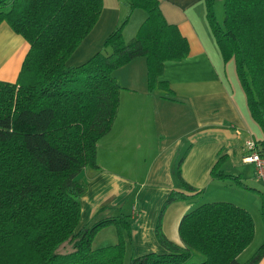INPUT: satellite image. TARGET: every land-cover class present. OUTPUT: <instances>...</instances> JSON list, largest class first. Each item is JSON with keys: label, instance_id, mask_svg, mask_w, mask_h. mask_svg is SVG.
I'll return each mask as SVG.
<instances>
[{"label": "trees", "instance_id": "trees-1", "mask_svg": "<svg viewBox=\"0 0 264 264\" xmlns=\"http://www.w3.org/2000/svg\"><path fill=\"white\" fill-rule=\"evenodd\" d=\"M129 11L105 37L103 46L81 63L70 62L97 23L103 0H0V22L7 20L29 47L14 81L0 79V264H257L264 256V238L245 261L239 255L256 234L252 213L228 200H211L189 208L181 217V242L162 226L166 207L190 199L203 189L182 175L179 158L174 172L181 189L172 188L161 204L154 231L162 246L126 253L132 241L131 214L105 205L91 225L79 227L82 196L87 185L79 178L97 163L98 140L112 127L120 90L114 72L143 56L149 92L175 98L159 79L165 60H181L190 42L179 26L167 21L159 0H125ZM211 31L223 60L234 58L236 71L253 118L264 132V0H224L220 22L214 0H205ZM146 16L128 41L123 28L131 12ZM264 151V137L256 142ZM211 168L214 178H232L254 189L241 173ZM262 216L264 220V203ZM116 224V242L93 247L96 233ZM195 252L204 255L194 258Z\"/></svg>", "mask_w": 264, "mask_h": 264}, {"label": "crops", "instance_id": "crops-1", "mask_svg": "<svg viewBox=\"0 0 264 264\" xmlns=\"http://www.w3.org/2000/svg\"><path fill=\"white\" fill-rule=\"evenodd\" d=\"M159 2L167 21L177 24L190 42V53L181 60H165L158 77L169 82L175 98L163 97L159 89L148 91L147 64L143 56L116 69L114 74L123 86L118 112L111 129L98 140L99 168L83 169L87 189L81 207L82 213L84 209L87 211V217L93 218L105 205L119 206L129 199L135 204L130 218L132 241L128 245L135 254L162 249L154 227L167 194L172 188L181 189L174 175L177 166L174 160L183 138L188 146L181 163L182 175L190 184L206 189L207 185L219 182V178L212 176L211 168L221 155L228 157L222 159L221 168L232 167L243 175L238 167L246 152V141L257 142L264 137L262 127L250 112L234 58L227 63L223 61L209 27L205 0ZM105 8L106 4L95 26L73 53L74 64L83 62L102 48L105 37L119 24L120 7L116 4L107 14ZM144 18L135 25L129 23L123 29L124 38L128 31L132 33L131 39ZM28 47L22 34L11 29L6 21L0 23L2 72L7 73L12 68L15 80ZM186 112L191 119L187 125L183 123L182 133L171 134L169 126L178 123L180 113ZM133 155H137V161L140 158L144 161L141 175L133 173L140 168L139 165L131 166ZM180 201L168 204L162 218L164 232L176 242H181L180 219L191 207ZM257 264H264V256Z\"/></svg>", "mask_w": 264, "mask_h": 264}, {"label": "rangeland", "instance_id": "rangeland-1", "mask_svg": "<svg viewBox=\"0 0 264 264\" xmlns=\"http://www.w3.org/2000/svg\"><path fill=\"white\" fill-rule=\"evenodd\" d=\"M110 1L112 3H110ZM223 1L224 0H214V4H213L214 13L220 22H222V19L224 16V6H223L224 2ZM105 4H106L105 14H107V12H109L108 11L109 9H111L113 11L112 7H115L116 4L118 5V7H120L121 17L119 19V23L121 22V20H123L125 18V16L127 15L128 11H129V6L125 2V0H103V7ZM102 10H103V8H102ZM144 15H146V13H145V10L143 8H135L131 12V14H130L126 24L124 25L123 29H125V27L129 23H130L129 24L130 26L133 25V23L135 25L139 20L142 19V17L144 18ZM2 21H6L9 25V27H11L10 23L7 20H2ZM11 29H13V28L11 27ZM127 32L125 33V38H124L126 41H128L130 39L129 36H131V34H132L131 32L130 33H127ZM24 50H25V47L23 49H21L22 54L24 53ZM231 58H229V59H231ZM227 61L226 62L224 61V63H227ZM70 62H72L71 59H70ZM5 76L10 78L8 80H14V77H12V68L8 69L7 73H4V72H2V70H0V79H7ZM180 114H181V116L179 118L178 123L173 122L172 126H169L170 124H168L169 129L171 131V134L182 133L183 123L185 122V124L187 125L188 124L187 121H189L191 119L190 115L187 114V112L186 113H180ZM187 146H188V141L186 140V138H183L182 147L179 150V152H177V155H176L174 161H177V162L179 161V158L183 155V153H185V150H186L185 148ZM225 157H226V154H224V156H222L221 161ZM226 158H228V157H226ZM143 162L144 161L142 158H140L137 161V155H133V161L131 162V166H134V167H135V165L140 166V168L138 167L135 170H133L134 174H138V175L143 174V170H144L143 169L144 166L142 164ZM239 166H241V167H238V168H240V170L243 171L245 174V175L243 174V180L246 183H248L250 186L254 187V189H250V188L245 189L244 187H242L240 184H238L232 178H220V179H218V181H219L218 183H213V184L207 185L206 189L203 188L204 190L200 196L192 197L190 199H180L182 201H180L179 203L189 204V206H191L190 209L195 207L196 205L202 203V202L211 201V200H228V201L234 202L236 204H240V205L245 204L247 209L253 215V218L255 221V228H256V234H255L254 240L249 245V247H247V249L244 250L240 254V261H245L258 248V246L260 245V243L262 242V240L264 238V220H263V216H262L263 203H264V181L257 176L256 167H255V164L253 162L245 161L242 158V161L239 163ZM226 168L227 169H225V170H227V171L229 170V172H231V173H236V171L234 169H232V167H226ZM229 168H231V169H229ZM129 171L131 172L132 168H130ZM85 175H86L85 171L82 170L79 174V178L81 180H83V179H85ZM136 180L139 181V179H136ZM83 182H85V181H83ZM132 202L133 201L131 199H129V200H127L126 203H123V206L115 209L114 212L110 208L108 211H103V212L99 213V216L104 215L107 212L112 213V214L113 213L117 214L120 211H125V212L132 215L133 214V208L135 206V204L133 205ZM188 208L186 209V211L188 210ZM90 218H91V215L90 216L88 215V217H87V211L84 209V211L82 213V208H81V217H80V221H79L78 226L81 227L84 224L91 225L94 222V220L97 219V218H95L93 220L92 218L91 219ZM117 238H118V235H117L116 224H109V225L102 227L96 233V235L94 236L93 241H92V246L93 247H99V246L111 244V243L116 242ZM132 254H135V251L132 247H129L127 249V253H126V261H125L126 263H128V259L130 258V256ZM203 257H204L203 254H201L199 252H195L194 258L196 260H200Z\"/></svg>", "mask_w": 264, "mask_h": 264}, {"label": "built area", "instance_id": "built-area-1", "mask_svg": "<svg viewBox=\"0 0 264 264\" xmlns=\"http://www.w3.org/2000/svg\"><path fill=\"white\" fill-rule=\"evenodd\" d=\"M245 150L243 159L255 164L257 176L264 181V151H260L257 143L252 139L246 141Z\"/></svg>", "mask_w": 264, "mask_h": 264}]
</instances>
